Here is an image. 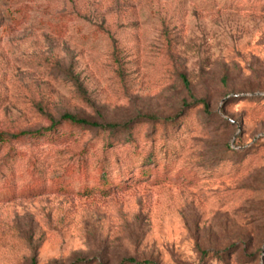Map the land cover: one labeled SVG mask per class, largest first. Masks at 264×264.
<instances>
[{
	"label": "rangeland",
	"instance_id": "374dc122",
	"mask_svg": "<svg viewBox=\"0 0 264 264\" xmlns=\"http://www.w3.org/2000/svg\"><path fill=\"white\" fill-rule=\"evenodd\" d=\"M65 113L121 126L0 143V264H264V0H0V131Z\"/></svg>",
	"mask_w": 264,
	"mask_h": 264
},
{
	"label": "trees",
	"instance_id": "16d2710c",
	"mask_svg": "<svg viewBox=\"0 0 264 264\" xmlns=\"http://www.w3.org/2000/svg\"><path fill=\"white\" fill-rule=\"evenodd\" d=\"M120 126H121L120 124H115V123L100 124L97 121L85 117H81L76 114L65 113L61 116L59 120L52 121L51 125L46 128H41L35 131L23 130L20 132H13V133L0 131V143L8 144V143H12L13 141H20L26 139L39 140L42 138L47 139L49 142H57L59 139H61L64 136L73 135V133L80 128H88V127L117 128ZM64 127L66 128L64 129ZM16 154L18 153L17 152L13 153V151L12 153H10L9 151L8 156H10L11 159H14ZM102 180L105 181L104 185H107L109 183L107 179H102ZM110 187L102 188L101 190L107 191V189H111ZM128 261L136 262L134 259H129ZM33 264H35V261L33 262Z\"/></svg>",
	"mask_w": 264,
	"mask_h": 264
}]
</instances>
